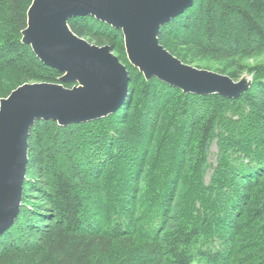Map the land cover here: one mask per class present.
Instances as JSON below:
<instances>
[{
    "label": "trees",
    "instance_id": "trees-1",
    "mask_svg": "<svg viewBox=\"0 0 264 264\" xmlns=\"http://www.w3.org/2000/svg\"><path fill=\"white\" fill-rule=\"evenodd\" d=\"M33 2L0 0V101L63 76L23 43ZM68 23L127 67L129 96L98 121L36 122L0 264H264V64H243L264 53V0H195L160 30L187 65L234 81L253 73L237 99L147 81L121 30L91 16Z\"/></svg>",
    "mask_w": 264,
    "mask_h": 264
},
{
    "label": "water",
    "instance_id": "water-1",
    "mask_svg": "<svg viewBox=\"0 0 264 264\" xmlns=\"http://www.w3.org/2000/svg\"><path fill=\"white\" fill-rule=\"evenodd\" d=\"M195 0H34L23 43L63 76L59 83L24 84L0 101V237L16 222L29 164V138L37 121L61 127L98 121L116 113L130 90L127 67L109 46L75 35L69 21L91 16L121 30L130 64L147 81L158 79L185 94L240 98L253 85L245 76L187 65L159 41L163 25ZM74 84L72 88L65 85Z\"/></svg>",
    "mask_w": 264,
    "mask_h": 264
},
{
    "label": "rangeland",
    "instance_id": "rangeland-1",
    "mask_svg": "<svg viewBox=\"0 0 264 264\" xmlns=\"http://www.w3.org/2000/svg\"><path fill=\"white\" fill-rule=\"evenodd\" d=\"M167 51H168V50H167ZM243 64H244V65H247V66H255V65H258V64H264V53H262V54H260V55H258V56H255L254 58L244 60V61H243ZM191 66H193V67H195V68H198L197 65H191ZM198 69L206 70V68L204 67V65H203L202 68H198ZM227 76H228V75H227ZM245 76H248V77H252V78H254L253 73H249L248 71H247V72H244V73L242 74L241 79H242L243 77H245ZM241 79H239V80L236 81V82L241 81ZM212 151H213V154H215V153L217 152L216 146H213ZM214 161H215V159H214V157H212V158H211V162L214 163Z\"/></svg>",
    "mask_w": 264,
    "mask_h": 264
}]
</instances>
